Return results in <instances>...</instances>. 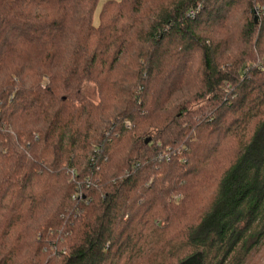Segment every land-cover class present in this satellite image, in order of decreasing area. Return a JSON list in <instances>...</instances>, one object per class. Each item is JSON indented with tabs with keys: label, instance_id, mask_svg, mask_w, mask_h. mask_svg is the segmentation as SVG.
I'll list each match as a JSON object with an SVG mask.
<instances>
[{
	"label": "trees",
	"instance_id": "1",
	"mask_svg": "<svg viewBox=\"0 0 264 264\" xmlns=\"http://www.w3.org/2000/svg\"><path fill=\"white\" fill-rule=\"evenodd\" d=\"M263 251L264 0H0V264Z\"/></svg>",
	"mask_w": 264,
	"mask_h": 264
},
{
	"label": "rangeland",
	"instance_id": "2",
	"mask_svg": "<svg viewBox=\"0 0 264 264\" xmlns=\"http://www.w3.org/2000/svg\"><path fill=\"white\" fill-rule=\"evenodd\" d=\"M106 1H108V0H99V7ZM114 1H120V0H114ZM97 12H98V9H97ZM97 12L95 13V22H96V14H97ZM84 93L89 99H93V100L96 99L95 89H94V87L92 85H87L85 87V89H84ZM263 256H264V251H263L262 257ZM263 259L259 260V264L263 263Z\"/></svg>",
	"mask_w": 264,
	"mask_h": 264
},
{
	"label": "water",
	"instance_id": "3",
	"mask_svg": "<svg viewBox=\"0 0 264 264\" xmlns=\"http://www.w3.org/2000/svg\"><path fill=\"white\" fill-rule=\"evenodd\" d=\"M148 142V140L146 141V143Z\"/></svg>",
	"mask_w": 264,
	"mask_h": 264
}]
</instances>
